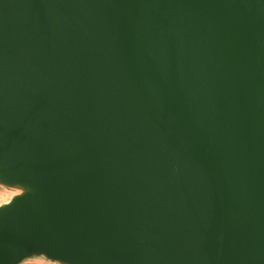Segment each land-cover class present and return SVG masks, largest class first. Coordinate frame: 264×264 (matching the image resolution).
Segmentation results:
<instances>
[{
    "label": "water",
    "instance_id": "obj_1",
    "mask_svg": "<svg viewBox=\"0 0 264 264\" xmlns=\"http://www.w3.org/2000/svg\"><path fill=\"white\" fill-rule=\"evenodd\" d=\"M0 264H264V0H0Z\"/></svg>",
    "mask_w": 264,
    "mask_h": 264
},
{
    "label": "rangeland",
    "instance_id": "obj_2",
    "mask_svg": "<svg viewBox=\"0 0 264 264\" xmlns=\"http://www.w3.org/2000/svg\"><path fill=\"white\" fill-rule=\"evenodd\" d=\"M13 194L14 192L12 191L0 188V204L8 201ZM22 264H52V263L47 262L42 259H30V260L23 262Z\"/></svg>",
    "mask_w": 264,
    "mask_h": 264
}]
</instances>
